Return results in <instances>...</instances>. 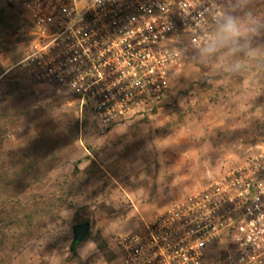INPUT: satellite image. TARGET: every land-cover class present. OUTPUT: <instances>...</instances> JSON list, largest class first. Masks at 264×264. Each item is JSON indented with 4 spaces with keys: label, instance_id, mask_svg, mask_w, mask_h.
Wrapping results in <instances>:
<instances>
[{
    "label": "rangeland",
    "instance_id": "374dc122",
    "mask_svg": "<svg viewBox=\"0 0 264 264\" xmlns=\"http://www.w3.org/2000/svg\"><path fill=\"white\" fill-rule=\"evenodd\" d=\"M9 1L0 21V264H114L118 236L264 148V30L235 57L189 50L154 112L105 128L75 95L18 66L30 0ZM211 1L223 13L234 3ZM241 7L264 19V0ZM83 223L90 237L73 252Z\"/></svg>",
    "mask_w": 264,
    "mask_h": 264
},
{
    "label": "built area",
    "instance_id": "2783aa9c",
    "mask_svg": "<svg viewBox=\"0 0 264 264\" xmlns=\"http://www.w3.org/2000/svg\"><path fill=\"white\" fill-rule=\"evenodd\" d=\"M26 13L18 66L112 128L166 100L172 71L223 11L211 0H30ZM116 249L114 264H264V148L118 236Z\"/></svg>",
    "mask_w": 264,
    "mask_h": 264
},
{
    "label": "clouds",
    "instance_id": "9594fccd",
    "mask_svg": "<svg viewBox=\"0 0 264 264\" xmlns=\"http://www.w3.org/2000/svg\"><path fill=\"white\" fill-rule=\"evenodd\" d=\"M244 0H234L232 10L225 11L213 21V27L208 30L199 49V55L216 58L218 55L235 57L243 53L245 46L251 48L255 35L264 30V19L257 20L250 9L242 8ZM240 65L232 64L230 71H237Z\"/></svg>",
    "mask_w": 264,
    "mask_h": 264
},
{
    "label": "trees",
    "instance_id": "16d2710c",
    "mask_svg": "<svg viewBox=\"0 0 264 264\" xmlns=\"http://www.w3.org/2000/svg\"><path fill=\"white\" fill-rule=\"evenodd\" d=\"M12 10V5H11V2L9 0H0V21H2L4 18V16L6 17V15L8 14V12L10 11L11 12ZM7 19V18H6ZM5 31H1V34H0V48L1 47H4L6 45V37H5ZM179 47L181 48H184L185 47V44H182L180 45ZM191 50V49H188L187 52ZM155 111V110H154ZM153 111V112H154ZM90 237V235L87 236L86 240ZM79 244H72L71 245V250L73 252H75L77 246Z\"/></svg>",
    "mask_w": 264,
    "mask_h": 264
},
{
    "label": "water",
    "instance_id": "95a60500",
    "mask_svg": "<svg viewBox=\"0 0 264 264\" xmlns=\"http://www.w3.org/2000/svg\"><path fill=\"white\" fill-rule=\"evenodd\" d=\"M89 233H90V224L83 223L76 225L73 228L74 239L72 244H80L85 242Z\"/></svg>",
    "mask_w": 264,
    "mask_h": 264
}]
</instances>
